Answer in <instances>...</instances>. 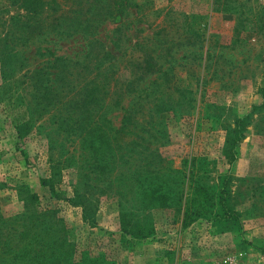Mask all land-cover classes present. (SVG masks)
Wrapping results in <instances>:
<instances>
[{
	"label": "rangeland",
	"instance_id": "rangeland-1",
	"mask_svg": "<svg viewBox=\"0 0 264 264\" xmlns=\"http://www.w3.org/2000/svg\"><path fill=\"white\" fill-rule=\"evenodd\" d=\"M26 1L0 0V216L23 212L24 185L61 219L71 264H264V0ZM116 1L121 16L104 10ZM103 52L113 59L98 65ZM147 55L154 72L135 81ZM56 57L66 68L50 66ZM90 82L100 89L94 114L78 107ZM116 99L133 106L129 120ZM253 106L233 161L224 160L225 129ZM159 164L170 183L187 174L191 207L202 199L197 184L214 188L227 174L235 220L209 210L182 228L173 194L160 205L159 190L142 200ZM53 169L59 198L41 185ZM73 187L87 193L89 220ZM122 219L152 233L129 236Z\"/></svg>",
	"mask_w": 264,
	"mask_h": 264
},
{
	"label": "trees",
	"instance_id": "trees-1",
	"mask_svg": "<svg viewBox=\"0 0 264 264\" xmlns=\"http://www.w3.org/2000/svg\"><path fill=\"white\" fill-rule=\"evenodd\" d=\"M29 5L41 6L36 0H27ZM39 4V5H38ZM114 9L111 12L110 6L107 9H104L106 13L109 15L112 14L115 10L119 12V16H121V8L122 2L116 1L113 4ZM34 12V8L32 9ZM41 23H37V28H41ZM35 29V28H34ZM141 47L140 45H137ZM103 57L99 61L98 65H101L106 60L113 59V56L109 52H103ZM87 56V55H86ZM86 58V57H85ZM68 59L63 57H56L53 59L51 63V67L54 68H66L65 62ZM153 57L148 56L143 60V67L140 64H137V68L141 67L140 74L134 77V80L137 81L141 79L143 76L148 75L154 72V65L152 64ZM73 65H78L79 62H73ZM163 75H165V71H162ZM152 83H155L154 81ZM91 87L86 88V85L82 87V91L84 90V95L81 99L79 109H83L85 113L94 114L97 107L101 105V98H98V94L100 89L95 82H90ZM147 88V87H146ZM143 88L141 92L146 91ZM154 89H152L148 94L144 97L142 95H137V100L146 101L150 94H152ZM261 94L264 95V88L261 89ZM150 103V102H147ZM115 107H118L123 111L122 122L130 117V114L133 106H129L127 108H123L121 106V100L116 99L113 102ZM144 106V103L142 104ZM91 108V109H90ZM259 109L258 106H253L251 111L242 118L234 120L231 127L225 129V143L222 148V156L224 160H228L232 162L234 159L235 149L239 146V144L243 141L247 129V125L249 124L250 116L254 113L255 110ZM127 115V116H126ZM106 118L105 116H102ZM84 118V116H83ZM108 121V120H107ZM84 123V119L82 120ZM109 122V121H108ZM86 123L81 125V129H83L87 134L90 132L87 130L85 126ZM123 126H121L122 128ZM142 129L141 132H146V139L155 138L153 135H149L148 131H144ZM113 131V130H112ZM120 129L114 131V133H120ZM103 134V132H102ZM100 138H103V135H97ZM110 137V136H109ZM142 138V137H141ZM144 138V137H143ZM149 144V143H148ZM147 150V147H145ZM154 153V152H152ZM156 162H163V159L160 155L155 154ZM146 158V157H145ZM192 166V161L190 162ZM99 169H106L104 165H99ZM140 169H134L132 173V177H137L139 175ZM190 171H188L189 173ZM155 175L149 181H146L147 178H144L146 181V186H144V191H142L141 199L144 201L145 198L151 197L152 193L155 190H159L158 194L153 197V200H157L158 198L162 200L157 204H165L166 200H170V194H173L176 203L178 204L180 210H182V228L188 226L190 223L204 217L205 214H208L209 210H217L215 213H210L212 215V219L214 220H231L234 221V213L230 211L229 208V192H228V180L229 176L227 174L220 175L218 177L220 181V185L214 188H206L202 185L197 184L194 187L193 194H202V199L198 200L196 207H191L192 203L196 202L195 198H191V200L186 199L188 193L186 191V175H184L182 181L177 184L176 181L170 183V181L165 178L162 173V167L159 166L153 172ZM190 174V173H189ZM59 179L54 172V169L51 170V175L48 179H42L41 185L47 187L51 194L54 197L59 198V193H57L54 189V183ZM88 187V186H86ZM141 188V187H140ZM92 189V188H91ZM76 187H73V200L72 203L80 206L83 213V218L85 220H89L91 218V210L88 208V196L87 193L84 196H81ZM18 197L23 203V212L16 216L14 219H3L0 216V264H71V249L64 239V234L61 235V230L58 229V226L62 223L61 219L56 217V212L52 210H40L38 207V196L30 191L28 187L22 185L18 190ZM185 199V200H184ZM200 201L204 203L201 204ZM214 212V211H213ZM230 217L232 219H230ZM123 218V217H122ZM17 223V227L14 228L13 225ZM126 222L122 219V232L129 235L134 236L135 238L144 239L149 234L152 233L151 229H147L146 227H142V230L138 229L134 232L129 231L125 228ZM99 258L85 259L82 261L83 264H89L99 261ZM88 261V262H86ZM101 264H107L105 261H101Z\"/></svg>",
	"mask_w": 264,
	"mask_h": 264
},
{
	"label": "built area",
	"instance_id": "built-area-1",
	"mask_svg": "<svg viewBox=\"0 0 264 264\" xmlns=\"http://www.w3.org/2000/svg\"><path fill=\"white\" fill-rule=\"evenodd\" d=\"M228 264H237V262L234 259H228Z\"/></svg>",
	"mask_w": 264,
	"mask_h": 264
}]
</instances>
